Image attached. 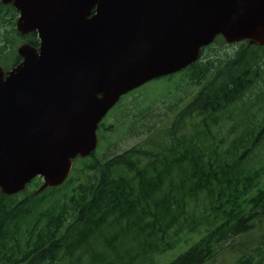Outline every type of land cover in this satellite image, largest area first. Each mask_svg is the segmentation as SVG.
<instances>
[{"label":"trees","instance_id":"1","mask_svg":"<svg viewBox=\"0 0 264 264\" xmlns=\"http://www.w3.org/2000/svg\"><path fill=\"white\" fill-rule=\"evenodd\" d=\"M15 26L16 18L10 15L0 19V52L4 32ZM220 39L224 41L219 36L212 44ZM27 41L39 43L36 33ZM208 47L179 72L202 84L194 107L185 112L212 115L240 103L245 115L246 99L263 110L260 127L247 121L243 132L227 144L206 122L186 136L174 122L165 137L168 144L152 140V135L128 157L110 159L109 169L117 168L116 175L102 173L75 188L71 176L41 194L40 178L14 196L0 191V264H156V257L180 246L187 248L166 264H209L224 249L242 247L235 239L264 218V163L248 166L253 148L264 141V97L252 92L255 82L264 84V47L252 44L233 57L204 61ZM219 72V78L227 79L217 85L210 75ZM135 158L145 160L142 169L135 167ZM86 168L87 177L89 170L97 169ZM194 212L198 215H190ZM194 233L197 236L191 237ZM253 251L240 256L238 264H264L259 246Z\"/></svg>","mask_w":264,"mask_h":264},{"label":"water","instance_id":"2","mask_svg":"<svg viewBox=\"0 0 264 264\" xmlns=\"http://www.w3.org/2000/svg\"><path fill=\"white\" fill-rule=\"evenodd\" d=\"M39 50L0 68V190L63 185L73 160L98 145L100 121L120 98L179 72L222 36L264 46V0H3ZM95 13L92 15V10Z\"/></svg>","mask_w":264,"mask_h":264},{"label":"rangeland","instance_id":"3","mask_svg":"<svg viewBox=\"0 0 264 264\" xmlns=\"http://www.w3.org/2000/svg\"><path fill=\"white\" fill-rule=\"evenodd\" d=\"M3 41L5 49L0 52V67L9 69L16 60L18 48L24 41L11 29L4 32ZM250 45L249 43L240 44V42L229 44L225 39L224 41L220 39L204 51V61H216V59L228 55V57H233L235 51L245 52ZM236 58L237 56L234 55V59ZM220 74L221 72L218 73L217 77L210 75L217 85L222 84L227 79L226 76L219 78ZM253 86L252 92L257 91L264 97L261 94V91L264 90V84L257 81ZM201 89L202 84H199L197 80L191 79L183 73H177L149 82L124 97L105 117L98 131L100 141L95 153L87 158L79 157L74 161L71 175L75 178V183L72 186L75 188L80 182L86 183L87 178L93 180L94 176L97 178L102 173L105 175H110L111 172L113 175L118 174L117 168L109 169L112 165L109 160L117 156L128 157V152L131 149L145 147L146 141L150 142L149 138L152 135H154L152 140L168 144L165 137L169 130L168 127L174 122H177V125L181 127L180 134L185 136L194 134L205 126L204 122H206L212 133L217 138H222L227 144L236 134L243 132L247 121L250 120L254 125L257 123V126L260 127L261 122L258 118L262 116L263 110L252 107L249 100L246 99L242 100V104L248 111V114L245 115L240 103H231L225 109L213 112L212 115H201L198 112L189 115L185 110L188 106L194 107L192 103ZM136 159L133 162L135 167L142 169L146 163L145 160L136 161ZM250 159L248 163L250 168L264 163V141L259 142L253 148ZM125 162L127 165L130 164V162ZM87 166L97 167L96 170L88 171L91 173L88 177L86 175ZM29 192L34 193L35 189L31 188ZM190 215L197 216L198 212ZM196 236L197 233L191 235V237ZM235 241H242L239 243L242 245L240 249L237 251L224 249L221 256L209 264H238L240 256L253 253L257 246L264 256V218L257 222L249 233L237 237ZM193 242L190 241V243ZM98 247L99 244H95L94 248ZM185 248L187 246H180L174 252L156 257V264H166ZM85 256L86 252L84 251L82 253L83 261L86 260Z\"/></svg>","mask_w":264,"mask_h":264},{"label":"flooded vegetation","instance_id":"4","mask_svg":"<svg viewBox=\"0 0 264 264\" xmlns=\"http://www.w3.org/2000/svg\"><path fill=\"white\" fill-rule=\"evenodd\" d=\"M3 6H5V5L3 4L2 0H0V19H7V18H9L10 13L8 11L1 10V7H3ZM11 18H13V17L11 16Z\"/></svg>","mask_w":264,"mask_h":264}]
</instances>
